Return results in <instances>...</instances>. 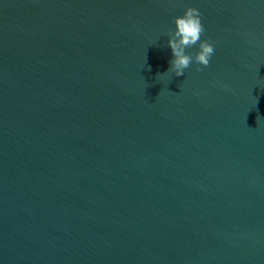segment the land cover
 I'll return each instance as SVG.
<instances>
[{"label": "water", "instance_id": "obj_1", "mask_svg": "<svg viewBox=\"0 0 264 264\" xmlns=\"http://www.w3.org/2000/svg\"><path fill=\"white\" fill-rule=\"evenodd\" d=\"M0 264H264V0H0Z\"/></svg>", "mask_w": 264, "mask_h": 264}, {"label": "clouds", "instance_id": "obj_2", "mask_svg": "<svg viewBox=\"0 0 264 264\" xmlns=\"http://www.w3.org/2000/svg\"><path fill=\"white\" fill-rule=\"evenodd\" d=\"M172 24L173 27L164 33L168 37L166 43L171 52L169 67L163 74H158L157 78L168 72L181 76L193 63L207 67L214 52L213 42L201 38L204 29L198 8L185 6L181 14L172 17ZM192 46L196 50L189 54L186 49ZM199 70L197 67V71Z\"/></svg>", "mask_w": 264, "mask_h": 264}]
</instances>
